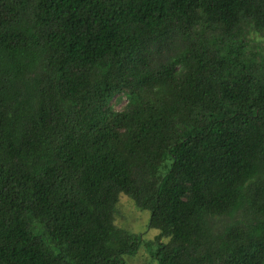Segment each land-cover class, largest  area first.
Here are the masks:
<instances>
[{"label": "trees", "instance_id": "1", "mask_svg": "<svg viewBox=\"0 0 264 264\" xmlns=\"http://www.w3.org/2000/svg\"><path fill=\"white\" fill-rule=\"evenodd\" d=\"M260 36L264 0H0V264H124L121 194L157 264H264Z\"/></svg>", "mask_w": 264, "mask_h": 264}, {"label": "rangeland", "instance_id": "2", "mask_svg": "<svg viewBox=\"0 0 264 264\" xmlns=\"http://www.w3.org/2000/svg\"><path fill=\"white\" fill-rule=\"evenodd\" d=\"M262 40V46H264V36H260ZM261 52L264 53V49L258 47ZM117 99V98H116ZM113 101L117 109L122 108L126 99L117 103ZM151 218V211L143 209L137 206L136 202L128 195L121 194L119 203L117 205V213L115 223L117 226L134 233H142L143 243L136 254H127L124 256V264H157V261L153 258L150 245H146L149 241H152L160 233L157 228H150L149 222ZM164 242L168 241V238L163 239ZM156 248V247H155Z\"/></svg>", "mask_w": 264, "mask_h": 264}]
</instances>
